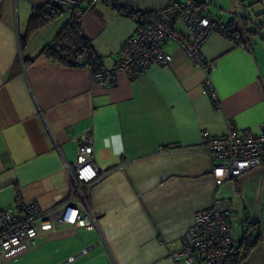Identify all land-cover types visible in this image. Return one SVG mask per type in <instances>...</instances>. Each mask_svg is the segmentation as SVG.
<instances>
[{
  "label": "crops",
  "instance_id": "obj_1",
  "mask_svg": "<svg viewBox=\"0 0 264 264\" xmlns=\"http://www.w3.org/2000/svg\"><path fill=\"white\" fill-rule=\"evenodd\" d=\"M50 1L0 0V205L12 209L21 197L48 209L66 199L76 137L90 131L95 164L105 176L81 187L79 206L97 226H57L37 238L35 249L1 264H171L170 252L194 213L214 202L228 208L234 240L248 227L258 228L260 240L242 264H264V164L216 185L211 151L202 142L203 132L221 136L230 123L261 132L264 12H249L241 3L243 11L226 18L210 10L220 0H210L202 12L222 25L232 21L244 39L237 45L214 29L200 48L214 65L209 74L217 107L202 93L205 72L173 40L164 45L168 64L134 76L117 72L110 85L95 81L86 67L45 57L42 49L68 22L69 12L25 43L23 37L33 8ZM169 1L121 3L150 12ZM82 7V29L102 68H109L135 23L103 1ZM85 246L90 248L81 253ZM70 256L75 258L67 261Z\"/></svg>",
  "mask_w": 264,
  "mask_h": 264
},
{
  "label": "built area",
  "instance_id": "obj_2",
  "mask_svg": "<svg viewBox=\"0 0 264 264\" xmlns=\"http://www.w3.org/2000/svg\"><path fill=\"white\" fill-rule=\"evenodd\" d=\"M82 1L54 0L70 11L72 7L80 6ZM90 1L95 4L100 0ZM105 3L112 6V0ZM72 13L79 20L83 10L77 7ZM133 21L134 33L124 41L114 64L93 72V79L110 85L112 76L117 72L134 76L145 73L153 65H166L171 60V54L164 45L173 40L190 61L205 72L202 93L210 96L218 107V96L209 74L214 65L206 61L200 51L216 20L200 12L192 1L180 3L171 0L154 9L149 16L137 12ZM68 61L73 65L82 64L76 58H69ZM76 142L75 165L71 170L72 189L66 199L48 209H41L37 203L26 202L21 197L17 198L12 209L0 205V264L35 249L37 238L45 239L57 226L73 231L78 227L90 230L97 226L92 214L81 211L79 203L84 200L81 187L97 181L105 173H101L95 164L93 134L84 131L76 137ZM202 142L211 151L212 176L216 185L264 164V124L260 133L252 134L240 131L230 123L227 132L221 136L203 132ZM75 192H78V198ZM228 216V208L218 202L196 211L179 245L170 252L171 264H231L238 241L230 234ZM252 234L247 229L242 237L249 239ZM89 248L83 247L81 253H86ZM74 258L70 256L67 261Z\"/></svg>",
  "mask_w": 264,
  "mask_h": 264
},
{
  "label": "trees",
  "instance_id": "obj_3",
  "mask_svg": "<svg viewBox=\"0 0 264 264\" xmlns=\"http://www.w3.org/2000/svg\"><path fill=\"white\" fill-rule=\"evenodd\" d=\"M100 1H103L104 3L106 2V0ZM84 2L90 3L91 1L83 0L80 6L72 7L71 11L56 4L54 0L45 5L35 6L28 19L23 43H25L30 35L55 20L60 14L69 12L70 19L55 35L52 41L53 44L51 43L44 47L41 54L52 61L66 65H73L68 61L69 58L80 59L82 61L80 66L86 67L93 72L101 69L103 67L101 57L94 52L91 39L85 34L79 20L75 19V16L72 13L77 7H80L83 10L82 4ZM192 2L200 12H203L210 5V0H194ZM112 8L118 14L131 19H133L135 14L139 12V10L137 11L131 7L122 5L121 0H112ZM140 12H142L145 16H149L152 11ZM214 29L237 45L244 43L242 32L234 26L232 21H229L226 25H222L216 21L213 30ZM247 229H250L253 233L252 237L249 239L241 237L238 240L236 253H234L230 259L231 264H242L250 250L254 248L260 240L261 234L258 228L250 226Z\"/></svg>",
  "mask_w": 264,
  "mask_h": 264
},
{
  "label": "rangeland",
  "instance_id": "obj_4",
  "mask_svg": "<svg viewBox=\"0 0 264 264\" xmlns=\"http://www.w3.org/2000/svg\"><path fill=\"white\" fill-rule=\"evenodd\" d=\"M262 1L264 0H220L219 2V7H211L210 10L214 12H219L222 13L223 17H237L236 12H241L243 11V7L241 3L249 9V12L251 10L257 11V10H262L264 12V4H262ZM240 14V13H239ZM264 14H261V16ZM61 241L57 242H52L49 245L46 244L43 247H52L54 245H59Z\"/></svg>",
  "mask_w": 264,
  "mask_h": 264
},
{
  "label": "water",
  "instance_id": "obj_5",
  "mask_svg": "<svg viewBox=\"0 0 264 264\" xmlns=\"http://www.w3.org/2000/svg\"><path fill=\"white\" fill-rule=\"evenodd\" d=\"M53 44V43H52Z\"/></svg>",
  "mask_w": 264,
  "mask_h": 264
}]
</instances>
